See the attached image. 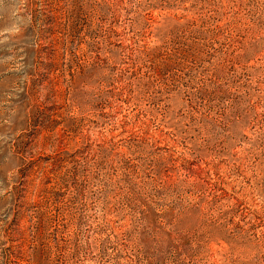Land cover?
I'll return each instance as SVG.
<instances>
[{"label":"rangeland","instance_id":"obj_1","mask_svg":"<svg viewBox=\"0 0 264 264\" xmlns=\"http://www.w3.org/2000/svg\"><path fill=\"white\" fill-rule=\"evenodd\" d=\"M0 264H264V0H0Z\"/></svg>","mask_w":264,"mask_h":264},{"label":"trees","instance_id":"obj_2","mask_svg":"<svg viewBox=\"0 0 264 264\" xmlns=\"http://www.w3.org/2000/svg\"><path fill=\"white\" fill-rule=\"evenodd\" d=\"M47 20H51V21H52V20H53V17L49 15V16L47 17ZM51 23H52V22H51Z\"/></svg>","mask_w":264,"mask_h":264}]
</instances>
